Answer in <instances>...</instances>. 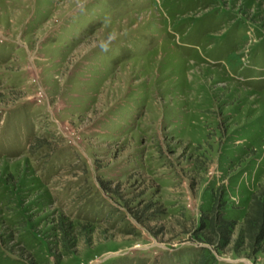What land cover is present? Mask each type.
I'll return each instance as SVG.
<instances>
[{
  "label": "rangeland",
  "instance_id": "obj_1",
  "mask_svg": "<svg viewBox=\"0 0 264 264\" xmlns=\"http://www.w3.org/2000/svg\"><path fill=\"white\" fill-rule=\"evenodd\" d=\"M260 190L264 0H0V264H264Z\"/></svg>",
  "mask_w": 264,
  "mask_h": 264
},
{
  "label": "trees",
  "instance_id": "obj_2",
  "mask_svg": "<svg viewBox=\"0 0 264 264\" xmlns=\"http://www.w3.org/2000/svg\"><path fill=\"white\" fill-rule=\"evenodd\" d=\"M234 223L221 217L216 227H224L225 241L229 240V233ZM244 235L254 244H260L264 240V191L253 193L249 212L245 219Z\"/></svg>",
  "mask_w": 264,
  "mask_h": 264
}]
</instances>
